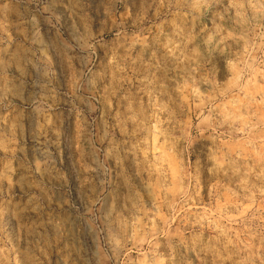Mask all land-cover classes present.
<instances>
[{
  "label": "rangeland",
  "instance_id": "rangeland-1",
  "mask_svg": "<svg viewBox=\"0 0 264 264\" xmlns=\"http://www.w3.org/2000/svg\"><path fill=\"white\" fill-rule=\"evenodd\" d=\"M0 264H264V0H0Z\"/></svg>",
  "mask_w": 264,
  "mask_h": 264
}]
</instances>
